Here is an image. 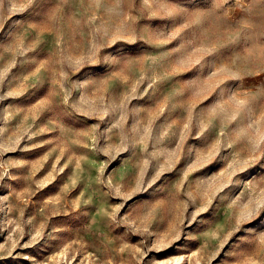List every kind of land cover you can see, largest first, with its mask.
<instances>
[{
	"label": "rangeland",
	"instance_id": "374dc122",
	"mask_svg": "<svg viewBox=\"0 0 264 264\" xmlns=\"http://www.w3.org/2000/svg\"><path fill=\"white\" fill-rule=\"evenodd\" d=\"M0 264H264V0H0Z\"/></svg>",
	"mask_w": 264,
	"mask_h": 264
}]
</instances>
